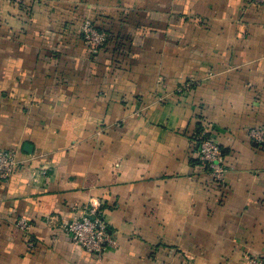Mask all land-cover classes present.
I'll use <instances>...</instances> for the list:
<instances>
[{
    "label": "crops",
    "instance_id": "0c3cea01",
    "mask_svg": "<svg viewBox=\"0 0 264 264\" xmlns=\"http://www.w3.org/2000/svg\"><path fill=\"white\" fill-rule=\"evenodd\" d=\"M85 19L107 34L95 53ZM252 128L264 130V2L0 0V150L20 161L0 181V264L264 258ZM201 132L221 147L222 185L198 160ZM82 214L109 224L100 257L60 227Z\"/></svg>",
    "mask_w": 264,
    "mask_h": 264
},
{
    "label": "built area",
    "instance_id": "2783aa9c",
    "mask_svg": "<svg viewBox=\"0 0 264 264\" xmlns=\"http://www.w3.org/2000/svg\"><path fill=\"white\" fill-rule=\"evenodd\" d=\"M252 1L254 3L264 2V0ZM80 31L84 43L93 53L101 49L107 41L106 32L98 28L90 19L83 20ZM189 85V83H185L179 89L187 90ZM249 135L255 143L264 144V130L252 128ZM196 151L199 162L211 180L217 184H224L226 169L223 164L221 147L206 132H201L197 136ZM19 163L14 150H0V181L9 178L17 170ZM16 224L25 232H28L31 226L30 222L24 218H19ZM60 227L67 233L72 243L98 257L102 256L106 249L114 244L109 224L100 214L94 216L82 214L60 224ZM27 245L31 246L32 242L27 241ZM245 263L264 264V258L247 255Z\"/></svg>",
    "mask_w": 264,
    "mask_h": 264
}]
</instances>
